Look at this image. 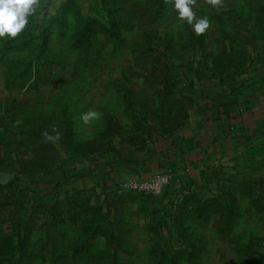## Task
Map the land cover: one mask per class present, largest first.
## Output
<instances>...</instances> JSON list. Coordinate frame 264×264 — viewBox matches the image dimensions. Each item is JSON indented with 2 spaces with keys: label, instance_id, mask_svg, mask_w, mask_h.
<instances>
[{
  "label": "rangeland",
  "instance_id": "1",
  "mask_svg": "<svg viewBox=\"0 0 264 264\" xmlns=\"http://www.w3.org/2000/svg\"><path fill=\"white\" fill-rule=\"evenodd\" d=\"M132 2L39 0L17 37L0 38V172L62 184L29 208L0 189V264H264V169L221 167L172 204L93 182L119 153L157 150L264 59V0H194L205 43L174 0L167 20L125 39L98 29ZM89 111L99 117L86 124Z\"/></svg>",
  "mask_w": 264,
  "mask_h": 264
},
{
  "label": "crops",
  "instance_id": "2",
  "mask_svg": "<svg viewBox=\"0 0 264 264\" xmlns=\"http://www.w3.org/2000/svg\"><path fill=\"white\" fill-rule=\"evenodd\" d=\"M221 167L264 169V59L231 89L196 106L185 128L157 150L121 152L105 162L93 182L114 189L159 174H170L173 182H196Z\"/></svg>",
  "mask_w": 264,
  "mask_h": 264
},
{
  "label": "trees",
  "instance_id": "3",
  "mask_svg": "<svg viewBox=\"0 0 264 264\" xmlns=\"http://www.w3.org/2000/svg\"><path fill=\"white\" fill-rule=\"evenodd\" d=\"M168 0H133L131 3L132 9L129 11L128 16L113 7H110L108 12V17L111 23H109L110 27H108V23H100L97 27L100 31H103L108 34V36L113 40H122L128 36V28H130V33L135 32L137 29V25L144 21L146 18L153 22L163 23V21L167 20L168 16ZM143 8V9H141ZM147 13H141V12ZM87 25L91 26L92 22H87ZM89 33V37L93 36L92 27L85 30ZM227 34V33H226ZM97 35V34H96ZM195 37V34L194 36ZM197 37L200 38V41L205 43L203 34L198 35ZM228 39L230 35L227 34ZM94 40H90L89 44L91 45ZM189 121V119L187 120ZM187 122H180L178 124L176 130H173L176 134L181 132ZM175 134V135H176ZM173 137V136H172ZM172 139V138H171ZM145 151V150H144ZM18 160L25 161L21 157H18ZM26 162V161H25ZM39 167L38 169H40ZM238 173L242 172V169L236 170ZM245 172V171H244ZM59 172H56V174ZM55 174V175H56ZM49 173L46 171L44 175H40L39 178L36 180L34 188L25 187L23 185H19L18 181L10 184L7 187L1 186L0 189H10L12 193V204L20 205V208H25L24 206L32 207L37 205L39 202L47 203L49 199L53 198L55 194L59 192V188L62 186L61 182H59V178H57L54 182H50L47 178ZM206 176V175H205ZM50 182V183H48ZM43 184L44 189L40 188V185ZM195 181H181V182H173L170 186H168L164 193L161 195L153 196L156 197L158 200H168L170 204L175 203V199L178 195L193 191ZM120 185V184H119ZM110 189V188H109ZM178 194V195H177ZM22 204V205H21Z\"/></svg>",
  "mask_w": 264,
  "mask_h": 264
},
{
  "label": "clouds",
  "instance_id": "4",
  "mask_svg": "<svg viewBox=\"0 0 264 264\" xmlns=\"http://www.w3.org/2000/svg\"><path fill=\"white\" fill-rule=\"evenodd\" d=\"M39 0H0V38H15L25 29L28 24V17L38 7ZM215 7L220 0H209ZM194 0H174V8L178 10V18L186 20L191 25L197 35L204 34L210 27L209 19L205 16L197 18L193 10ZM99 113L89 111L81 116L84 123L98 118ZM48 139H53L47 133L44 134Z\"/></svg>",
  "mask_w": 264,
  "mask_h": 264
},
{
  "label": "built area",
  "instance_id": "5",
  "mask_svg": "<svg viewBox=\"0 0 264 264\" xmlns=\"http://www.w3.org/2000/svg\"><path fill=\"white\" fill-rule=\"evenodd\" d=\"M173 183L170 174L155 175L150 179H131L122 182L119 186L125 190L135 191L145 194L161 195L165 189Z\"/></svg>",
  "mask_w": 264,
  "mask_h": 264
},
{
  "label": "water",
  "instance_id": "6",
  "mask_svg": "<svg viewBox=\"0 0 264 264\" xmlns=\"http://www.w3.org/2000/svg\"><path fill=\"white\" fill-rule=\"evenodd\" d=\"M15 175L9 172H0V185L8 186L15 179Z\"/></svg>",
  "mask_w": 264,
  "mask_h": 264
}]
</instances>
